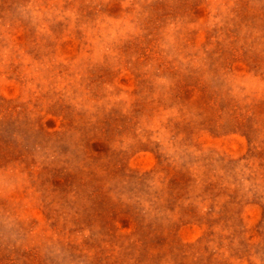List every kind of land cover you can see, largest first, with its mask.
Here are the masks:
<instances>
[{"label": "rangeland", "instance_id": "374dc122", "mask_svg": "<svg viewBox=\"0 0 264 264\" xmlns=\"http://www.w3.org/2000/svg\"><path fill=\"white\" fill-rule=\"evenodd\" d=\"M0 264H264V0H0Z\"/></svg>", "mask_w": 264, "mask_h": 264}]
</instances>
